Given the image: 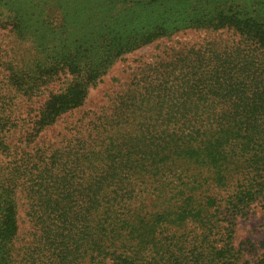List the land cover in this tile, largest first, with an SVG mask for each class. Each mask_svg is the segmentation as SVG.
<instances>
[{
  "label": "trees",
  "instance_id": "trees-1",
  "mask_svg": "<svg viewBox=\"0 0 264 264\" xmlns=\"http://www.w3.org/2000/svg\"><path fill=\"white\" fill-rule=\"evenodd\" d=\"M1 8L13 14L19 33L51 43L44 52L72 75L65 91L40 113L36 131L51 124L57 111L80 106L89 87L123 55L160 38L229 26L246 49L210 42L175 51L144 70L138 92L119 102L116 116L166 104L171 133L142 132L118 143L106 136L99 149L88 133L59 158L32 164L23 159L3 168L8 176L0 185V264L10 257L13 193L22 177L39 218V235L23 264H107V258L109 264H160L166 256L165 262L170 258L174 264L233 260V220L264 196V0H0ZM193 96L217 97L223 108H210L206 98L204 112L188 116ZM2 128L0 122L5 149ZM168 163L180 171L170 181L175 202L142 214L134 206L135 175L157 176L170 170ZM208 180L221 192L205 189L201 203L194 190ZM187 224L200 230L202 250L184 245L183 239L191 240L181 230ZM214 234L220 247L210 239Z\"/></svg>",
  "mask_w": 264,
  "mask_h": 264
},
{
  "label": "rangeland",
  "instance_id": "rangeland-1",
  "mask_svg": "<svg viewBox=\"0 0 264 264\" xmlns=\"http://www.w3.org/2000/svg\"><path fill=\"white\" fill-rule=\"evenodd\" d=\"M38 40L39 38L34 35L21 34L14 29L13 14L4 8L0 9V118L3 119L0 122L3 126L1 136L4 135L3 142L6 146L5 149L0 147V185L3 178L8 176L4 177L3 174L6 172L2 171L3 168L23 159L29 160L32 164L37 158L45 162L50 161L53 155L59 158L63 150L68 151L76 144L79 136H86L88 133L94 135L91 144L95 145V149H99L100 140L106 136L116 138L115 142L118 143L122 139L140 136L142 132L152 136L173 132L174 126L168 122L169 111L166 104L161 110L150 109L149 104L148 108L144 107L143 110L137 107L131 113L116 116L119 102L138 92L135 85L141 82L144 70L150 72L152 67L160 61L167 60L175 51L191 46H205L210 42L215 46L239 45L246 49L243 38L229 26L216 29H186L170 37L160 38L123 55L99 82L89 87L87 96L80 106L57 111L51 124L36 131L35 122L40 113L50 101L65 91L72 79L70 73L60 71L44 52L46 45L50 48L51 43ZM198 98L200 97H191L193 103L190 107L193 111L188 113V116L202 114L206 109L207 105L202 101L207 97L203 100H197ZM218 99L216 97L214 101L208 100L210 108L216 110L223 108ZM106 120H111V124H105ZM104 126L108 131H99ZM168 165L170 170L163 168L157 176H151V173L135 175L133 183L138 200L141 201L144 197L145 199L141 203L136 202L134 206L142 214V209L161 210L175 202L176 196H173L175 182L170 181L177 180L180 171L175 168L178 166L169 163ZM14 189L16 232L9 245L10 257L7 264H23L21 261L24 253L27 254V248L33 246L31 243L39 235V218L32 212L35 201L28 193L27 178H20L18 187ZM205 189L207 194L211 195L221 192L220 188L214 187V183L208 180L194 190L196 199L200 198L201 203L202 191ZM219 197L216 196L218 199ZM233 223V236L230 242L234 258L223 259L219 264H264V196L245 206L243 211L235 216ZM181 230L188 239H191L190 241L183 239L187 249L202 250L205 243L199 235L200 230L194 224H187ZM210 239L215 246H221L222 241L215 234L211 235ZM204 254L207 255L205 252ZM166 259L167 256L160 264L175 262L170 258L165 262ZM109 262L108 258L105 259V263ZM202 264L207 262L204 261Z\"/></svg>",
  "mask_w": 264,
  "mask_h": 264
}]
</instances>
